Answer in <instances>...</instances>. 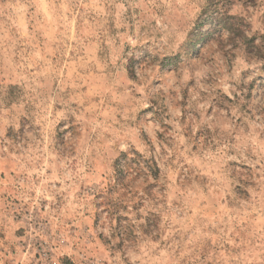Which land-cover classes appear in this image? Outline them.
Returning a JSON list of instances; mask_svg holds the SVG:
<instances>
[{"label":"rangeland","instance_id":"374dc122","mask_svg":"<svg viewBox=\"0 0 264 264\" xmlns=\"http://www.w3.org/2000/svg\"><path fill=\"white\" fill-rule=\"evenodd\" d=\"M0 264H264V0H0Z\"/></svg>","mask_w":264,"mask_h":264},{"label":"snow or ice","instance_id":"6c2138e0","mask_svg":"<svg viewBox=\"0 0 264 264\" xmlns=\"http://www.w3.org/2000/svg\"><path fill=\"white\" fill-rule=\"evenodd\" d=\"M180 58V54H177V59H179Z\"/></svg>","mask_w":264,"mask_h":264}]
</instances>
